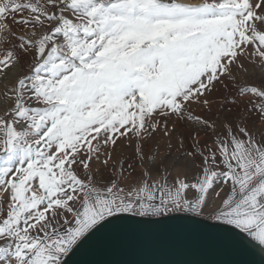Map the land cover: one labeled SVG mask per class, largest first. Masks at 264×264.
Segmentation results:
<instances>
[{
  "label": "snow or ice",
  "instance_id": "6c2138e0",
  "mask_svg": "<svg viewBox=\"0 0 264 264\" xmlns=\"http://www.w3.org/2000/svg\"><path fill=\"white\" fill-rule=\"evenodd\" d=\"M189 217L264 246V0H0V264Z\"/></svg>",
  "mask_w": 264,
  "mask_h": 264
},
{
  "label": "water",
  "instance_id": "95a60500",
  "mask_svg": "<svg viewBox=\"0 0 264 264\" xmlns=\"http://www.w3.org/2000/svg\"><path fill=\"white\" fill-rule=\"evenodd\" d=\"M162 219L167 222L133 224L93 237L65 257L66 264H264L263 246L239 245L229 234L202 226L212 221Z\"/></svg>",
  "mask_w": 264,
  "mask_h": 264
},
{
  "label": "crops",
  "instance_id": "0c3cea01",
  "mask_svg": "<svg viewBox=\"0 0 264 264\" xmlns=\"http://www.w3.org/2000/svg\"><path fill=\"white\" fill-rule=\"evenodd\" d=\"M264 247V246H263Z\"/></svg>",
  "mask_w": 264,
  "mask_h": 264
}]
</instances>
